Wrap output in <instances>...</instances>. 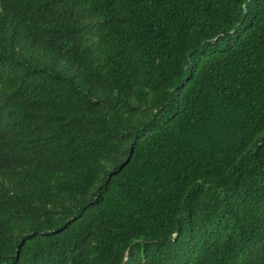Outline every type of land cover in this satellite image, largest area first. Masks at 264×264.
I'll use <instances>...</instances> for the list:
<instances>
[{"label":"trees","instance_id":"16d2710c","mask_svg":"<svg viewBox=\"0 0 264 264\" xmlns=\"http://www.w3.org/2000/svg\"><path fill=\"white\" fill-rule=\"evenodd\" d=\"M0 264H264V0H0Z\"/></svg>","mask_w":264,"mask_h":264}]
</instances>
